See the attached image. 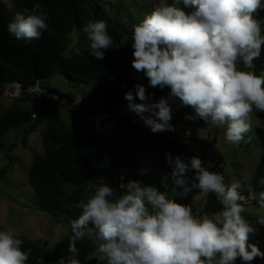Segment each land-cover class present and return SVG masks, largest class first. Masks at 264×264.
<instances>
[{"label": "clouds", "instance_id": "9594fccd", "mask_svg": "<svg viewBox=\"0 0 264 264\" xmlns=\"http://www.w3.org/2000/svg\"><path fill=\"white\" fill-rule=\"evenodd\" d=\"M261 9L264 0H159L133 26L132 67L149 86L167 87L170 93L150 102L151 94L136 83L124 96L129 109L153 133L174 131L170 101L178 99L195 113L185 119L223 129L230 145L246 142L254 110L264 112V76L256 75L254 63L264 46V28L256 19ZM47 28L39 3L17 11L7 25L9 35L24 41L40 39ZM107 29L104 20L83 26L87 50L96 60L112 48ZM165 157L172 195L138 180L121 182L118 189L104 179L86 181L74 205L79 215L70 221L71 256L59 264H81L77 242L85 239L95 246L92 255L98 254L99 264H236L237 259L250 264L264 258L257 245L248 243L257 229L243 215L247 197L241 182L225 184L221 173L207 170L196 156L188 162L171 153ZM190 171L195 173L191 178ZM193 189L214 194L222 208L194 214L191 206L173 199ZM256 200L264 212V191ZM257 222L264 225V214ZM22 244L14 233L0 230V264H27L31 250H22ZM36 264H43V257Z\"/></svg>", "mask_w": 264, "mask_h": 264}, {"label": "trees", "instance_id": "16d2710c", "mask_svg": "<svg viewBox=\"0 0 264 264\" xmlns=\"http://www.w3.org/2000/svg\"><path fill=\"white\" fill-rule=\"evenodd\" d=\"M13 1L15 3L13 13H8L0 4V98L7 84L19 82L24 88H28L56 75L64 78L75 89L70 93H64L54 88H46L59 97L57 101H40L31 96L18 99L29 101L32 104L30 109L13 103L0 115V152H11L17 147L16 144H12L7 149L3 143L11 130H24L27 135L46 124V130L42 135L44 153L34 158L28 172L29 183L35 192L36 209L51 215L55 223L70 226V221L79 215L80 210L74 205L84 195L86 181L104 179L111 184L121 168L133 166L127 162L97 155L96 151L101 146L103 133L98 135L86 130L85 114L90 112L104 115L129 108V102L124 96L127 91H134L136 83L143 84L146 91L157 98L166 97L169 92L166 89H152L148 79L132 67L133 29L105 20L102 7L93 0ZM171 2L172 0L169 1ZM34 3H39L46 13L48 28L43 31L40 39L17 40L9 35L7 25L17 11L30 9ZM189 10L185 9V11ZM256 19L264 20V9L258 11ZM90 20L106 21L108 34L113 39L112 48L105 51L103 60H96L87 50L88 41L85 40L86 34L82 29ZM73 33L82 34L77 44L78 53L67 56ZM254 63L256 75L264 76V46L260 58ZM135 102L140 101L137 98ZM175 103L174 99L170 101L171 105ZM62 106H66L71 112H76L80 121L75 126L71 128L68 126ZM116 122L120 129L117 145L126 147L130 154L137 155L148 144L149 136L146 135L145 128L126 144V133L134 120H116ZM258 132L262 155L253 177V186L257 190L264 191L262 183L264 129H258ZM154 141L158 159L171 173V166L166 162L165 153H171L173 157L181 156L183 151L181 145L160 135H156ZM6 157L11 158L9 155ZM191 173L194 172L190 171L187 174ZM192 191L176 201L184 200L189 205L188 197ZM240 191L243 195L251 192L250 189ZM221 208L215 195L207 194L203 211L211 214ZM70 234L69 230L67 236L53 248H42L36 243L21 239L22 250H31L27 264H36L37 257H43V264H59L61 258L67 261L71 256L68 252ZM77 248L81 264H99L98 259L90 258L95 246L86 239L78 241ZM250 264L259 263L250 262Z\"/></svg>", "mask_w": 264, "mask_h": 264}, {"label": "rangeland", "instance_id": "374dc122", "mask_svg": "<svg viewBox=\"0 0 264 264\" xmlns=\"http://www.w3.org/2000/svg\"><path fill=\"white\" fill-rule=\"evenodd\" d=\"M93 1L102 7L105 20L122 25L127 29H133V26L138 24L146 14H149L159 2V0ZM0 4L3 5L8 13L14 12L15 3L13 0H0ZM80 35L82 34L73 33L71 35L67 56L78 53L77 44L80 41ZM85 40L87 41L86 37ZM41 85L44 88H54L64 93H70L75 89L74 86L59 75L41 81ZM151 88L155 90L161 89L159 87ZM163 89L170 90L167 87ZM148 93L151 94L150 92ZM154 98L155 96L151 94L150 102ZM178 102L180 105L181 102L179 100ZM13 103H18L23 108L30 109L32 107L29 101L11 100L3 95L0 98V115L8 110ZM62 110L64 118L70 128L80 121L77 118L76 112H71L66 106H62ZM252 119V130L246 134V142H241L238 146L230 145L224 139L223 129L210 128L211 136L215 139L212 145L213 147H210L209 143L203 140L204 137L200 136L201 133L198 131H195V134L199 140L195 137L207 149L208 156L224 162L225 171L228 172L230 170L229 172L231 173V168H233L238 176H242L244 180L242 189H250L257 196L261 190L254 188L253 177L261 162L262 147L258 129H264V112L254 110ZM45 130L46 124L41 125L36 132L27 135H25L24 130H11L3 140L7 149L12 144H16L17 147L11 152H0V230L10 231L19 239L36 243L42 248H53L67 236L70 226L67 224H57L51 215L36 209L35 192L30 186L28 178V172L34 158L44 153L42 135ZM119 135V124L115 120L107 122L104 125L101 146L96 151L97 155L115 161L127 162L132 165H136V163L140 166L142 165L143 167H141L145 169L148 178L138 181L144 185H153L159 191L172 195L173 181L170 178V173L167 168L156 157L155 144L152 143L151 146H146L137 155L134 153L130 154L126 147H119L117 145ZM130 139L131 137L127 134L125 143H129ZM7 155L11 158L8 159L6 157ZM111 186L114 187V185ZM177 192H179V189H177ZM192 192L193 202L196 207L194 211L198 214L203 213L207 195H201L199 189H193ZM175 196H178V194ZM245 207L247 211L243 215L257 229V233L250 236L248 243L257 245L264 252L263 229H261L260 224L257 222V216L264 214V212L259 207L249 205ZM195 212L193 213L195 214ZM90 258L98 259V254L97 256L91 254ZM251 262L264 264V258L257 257ZM236 264H244V262L237 259Z\"/></svg>", "mask_w": 264, "mask_h": 264}, {"label": "built area", "instance_id": "2783aa9c", "mask_svg": "<svg viewBox=\"0 0 264 264\" xmlns=\"http://www.w3.org/2000/svg\"><path fill=\"white\" fill-rule=\"evenodd\" d=\"M260 22L261 25H264V20ZM3 95L11 100H18L26 96L36 97L40 101L59 100V97L57 95L42 87L39 82L28 88H24L23 85L19 82L7 84L3 90ZM146 115L148 114L146 113ZM126 119H131L143 123L139 119L137 114L132 112L129 108L104 115L87 112L85 114L86 130L88 132L99 135L103 133V126L105 123L110 122L112 120L125 121ZM170 124L173 125L175 129L174 131H164L158 133H153L148 127L144 125L146 135L149 137H155L156 135H160L171 141L178 142L183 149L181 156L185 161L188 162L189 158L193 156L199 157L202 161L203 167H205L209 171L221 173L225 178V184H228L223 167L216 160L209 157L207 150L204 148V146H202L201 143L196 140L193 126L185 124L181 121L172 120L170 121ZM121 178H123V181L121 180ZM145 178H147L145 170L141 168L139 164H136L133 166H126L121 168L112 179L111 184L115 187H118L121 182L126 183L128 180H140ZM244 196L247 197V203L245 204L246 206L249 205L258 207L256 200L257 196L255 194L250 192ZM178 203L187 205L184 200H181Z\"/></svg>", "mask_w": 264, "mask_h": 264}, {"label": "crops", "instance_id": "0c3cea01", "mask_svg": "<svg viewBox=\"0 0 264 264\" xmlns=\"http://www.w3.org/2000/svg\"><path fill=\"white\" fill-rule=\"evenodd\" d=\"M167 90V89H166ZM169 93H170V90H167ZM159 100V98L155 97L151 102H154V101H157ZM174 101L176 102L175 104L171 105L173 111H172V121H181L185 124H190L193 126V130H194V134H195V131H198L199 133H201L200 136H203V140L207 143H209V146L210 147H213V143L215 142V139L212 138L211 136V131H210V128L208 127L207 124H205V122L203 120H200V119H185L186 116H195V113L193 111V109L191 107H187V106H181V104L179 105L178 103V99H174ZM145 128L144 124L141 123V122H138V121H134L130 127L128 128L126 134H128V136H130L131 138L133 136H135L137 133H139L141 130H143ZM103 131H104V128H103ZM195 136L197 137V135L195 134ZM197 139L199 140V138L197 137ZM152 143L155 144V141H154V137H149V140H148V144H146L144 146V148L146 146H151ZM201 143V141H200ZM143 148V150H144ZM155 148H156V144H155ZM206 149V148H205ZM207 150V149H206ZM129 151V150H128ZM142 151V150H141ZM130 153V151H129ZM139 153V152H138ZM156 157L158 158V155H157V148H156ZM208 153V152H207ZM210 157V156H209ZM214 159V158H213ZM216 160L224 169V165L223 164L224 162H221L217 159H214ZM160 161V160H159ZM153 163V162H152ZM128 164V163H127ZM142 166V165H141ZM143 167V166H142ZM144 169V168H143ZM145 170V169H144ZM225 171V170H224ZM230 170L225 171V173L227 174V181H228V184L231 183V182H234V181H240L241 184L244 183V180L242 179V176H238L237 175V172H235V170L233 168H231V173L229 172ZM146 172V171H145ZM195 173H191V174H187L188 177H193ZM167 176V175H165ZM147 178H148V175H147ZM150 178V177H149ZM168 178V177H167ZM171 178V177H170ZM242 190V188L240 189ZM193 193V192H192ZM192 193L190 194V196L188 197V203L189 205L191 206L192 210H196V207H195V203L193 202V198H192ZM182 196L178 195V196H175L173 199L177 200L179 198H181ZM195 214H198L197 212ZM261 226V229L263 234H264V225H260Z\"/></svg>", "mask_w": 264, "mask_h": 264}]
</instances>
